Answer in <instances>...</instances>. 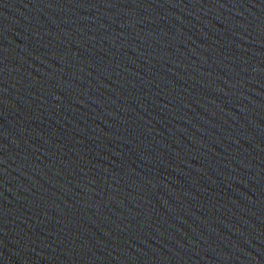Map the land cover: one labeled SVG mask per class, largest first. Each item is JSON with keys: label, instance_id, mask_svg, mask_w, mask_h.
<instances>
[{"label": "water", "instance_id": "obj_1", "mask_svg": "<svg viewBox=\"0 0 264 264\" xmlns=\"http://www.w3.org/2000/svg\"><path fill=\"white\" fill-rule=\"evenodd\" d=\"M0 264H264V0H0Z\"/></svg>", "mask_w": 264, "mask_h": 264}]
</instances>
